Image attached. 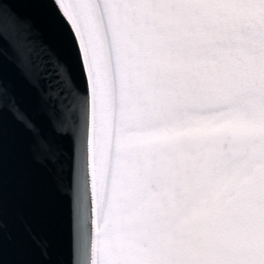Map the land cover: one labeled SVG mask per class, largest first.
Returning <instances> with one entry per match:
<instances>
[{"label": "snow or ice", "instance_id": "6c2138e0", "mask_svg": "<svg viewBox=\"0 0 264 264\" xmlns=\"http://www.w3.org/2000/svg\"><path fill=\"white\" fill-rule=\"evenodd\" d=\"M0 264H264V0H0Z\"/></svg>", "mask_w": 264, "mask_h": 264}]
</instances>
